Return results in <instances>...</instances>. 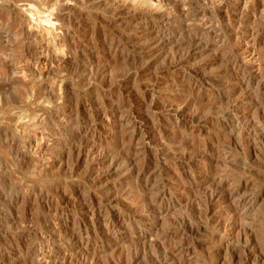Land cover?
I'll use <instances>...</instances> for the list:
<instances>
[{
  "label": "rangeland",
  "instance_id": "obj_1",
  "mask_svg": "<svg viewBox=\"0 0 264 264\" xmlns=\"http://www.w3.org/2000/svg\"><path fill=\"white\" fill-rule=\"evenodd\" d=\"M120 1L135 3L130 8L137 9L105 12L101 5L86 0H0V9H12L0 17V264H39V256L26 249L38 241L36 226L40 224H34L50 205L38 196L44 191L55 197L51 205L69 209L58 225L67 224L69 234L85 235L79 244L56 246L77 258L73 264L86 259L85 264H162L167 249L175 248L184 250L177 254L182 264H264V67L259 73L245 66L250 56L258 57L264 66V0H231L221 10L206 3L210 12L222 18L221 36L216 44L170 69L167 65L175 47L158 50L151 35H144L154 15L166 12V0ZM66 4L73 13L61 20L57 15ZM136 11L147 13L146 17L135 20ZM125 35L132 47L124 51L111 45V41L123 42ZM251 44H255L253 55L248 49ZM69 47L73 52L63 56ZM43 53L53 61L38 63ZM231 55L240 57L237 69L228 60ZM148 64L141 76L124 84L129 69ZM76 67L84 72L73 78L70 73ZM250 74L258 77L252 81ZM64 88L78 94L72 103L80 111L68 112L72 122L61 130L60 139L47 140L59 124L53 122L52 113L60 99L49 95H60ZM141 94L145 97L142 119L150 101L159 103L163 115L182 109L179 117L160 120L164 134L178 138L165 150L157 137L146 138L155 134V127L145 126L134 134L141 150L136 168H119L102 185L96 184L109 171V164L98 163L96 158L118 143L125 130L132 133V125L122 116ZM118 101L123 105L117 109ZM229 108L234 114L228 113ZM197 112L200 117L191 120ZM179 133L185 140L179 139ZM63 139L75 145L84 140L97 144L98 151L91 156L97 163L91 166L87 159L76 164L69 152L58 162L46 161L63 148ZM189 139L195 140L199 150H181ZM209 146L212 151L202 154ZM144 152L160 167L153 178L160 187L154 192H161V201L167 204L159 214H151L152 193L145 192L144 183L135 175L146 158ZM44 162L47 167L43 168ZM191 177L199 184L188 189ZM215 187L221 188L224 197L214 203L210 220L203 208L205 195ZM108 194L114 201L94 204L93 211H85L91 195ZM94 220L98 221L90 229L94 236L86 238ZM184 222L190 228L182 234L162 237L164 229ZM25 230L31 240L18 235Z\"/></svg>",
  "mask_w": 264,
  "mask_h": 264
},
{
  "label": "bare ground",
  "instance_id": "obj_2",
  "mask_svg": "<svg viewBox=\"0 0 264 264\" xmlns=\"http://www.w3.org/2000/svg\"><path fill=\"white\" fill-rule=\"evenodd\" d=\"M86 1H88V3L94 4V5H101L105 12H109L111 10H116L118 8H124V9L129 8V9H133V10L137 9V7L136 8H130L132 6L135 7L136 6L135 3H130V2L129 3H124V2L121 3L120 0H86ZM146 1H148V0H144L143 2H146ZM254 1L255 0H253V2ZM166 2L168 3V8H167L166 12H164L162 14H159V15L158 14L154 15L155 16L154 21H150L148 26H146L145 29H144L146 33L144 31L143 32H144V35L147 36V37H148V35L149 36L151 35V39L154 41L153 45H155L158 48V50L163 49V48H165L166 46H169V45L175 47L174 48L175 50H174L173 54L171 53L172 54L171 55V62L167 65V68L170 69V68H172V66L173 67L177 66V65L181 64L182 62L186 61L187 59H189L190 57L194 56L198 51L203 50V49H208L209 47H211L212 45L217 43L218 38L221 36L220 35L221 34L220 33L221 30H219L218 24L221 23V22H219V20H222V18L221 19L219 18L220 14L219 15H215V13L210 12L209 7H208V5L206 3L209 2L210 5L212 4L214 7L216 5L217 6L216 9L218 8V10H221L222 6L228 5V3L231 2V0H166ZM11 8H13V7H11ZM3 10H2V8L0 9V17H2L5 14H8L9 11H11L12 9L8 8V10L7 9H5V11H3ZM12 12H14V10ZM72 13H73V9L66 4V5H64L62 7V10L60 11L59 15H57V16L61 20H64V19L66 20V18H68V17H69V19L71 18ZM146 14L143 13V12H140V11L139 12L136 11L132 16L135 18V20H138V19H141L142 17H144V15L146 17ZM18 24H19V22H18ZM228 29L231 30L232 28L229 27ZM233 32L237 33L236 31H233ZM128 38H129V35H125L123 42L121 40L117 41V42H114V43H113V41H111L112 42L111 45L117 44L115 47L122 48L123 50H124V48L126 46L127 47H129V46L132 47V44L130 43V41L129 42L127 41ZM254 46H255V44H253V45L251 44V45H249V48H248L249 50H252V52L250 53L252 55L254 54L253 51L255 50ZM70 47H71V44H70ZM70 47H69V51H68V49L67 50L64 49L65 47L63 48L64 49L62 51L63 54H64L63 56H65V54L67 56L68 53L71 54L73 52V49H70ZM135 47H137V46H135ZM44 48H45V46H43V49ZM66 48H68V47H66ZM71 48H73V47H71ZM133 48H134V46H133ZM133 48H132V50H133ZM140 48H138V49H140ZM243 48H245V47H243ZM123 50H121V51L123 52ZM76 53H78V52L76 51ZM237 56H232V57L228 58V60L231 63V66L235 65L236 69H237V66L240 67L239 65L241 64L240 63L241 61L239 59L240 57H237ZM239 56H241V55L239 54ZM250 57H252V59H248V60L245 59L246 68H247V66H249L250 70L253 71V68H254L258 72L260 70H262L261 68H263L264 66L261 65L262 64L261 60L259 61L258 57H256V56H250ZM53 59L54 58H52L50 56V54H47V53L44 54L43 53L42 55H40V57H39L37 62L40 63V64H48L50 61H53ZM241 59H243V58H241ZM224 64L226 66L227 63H224ZM241 66H243V65H241ZM148 68H149V64L146 65V66H142L141 65V67H135L133 69H129L125 74L123 73L125 75L124 84H125V82L127 80H129L131 78H135L137 76H141L143 71L147 70ZM69 69H71V68H69ZM83 72L84 71H82L81 68L78 67L76 70L72 71L70 74L74 78L78 74L82 75ZM255 74H250V79L252 81H254L258 77V75H255ZM261 75H262L261 78L263 79L264 78V74L262 73ZM195 83H197V82H195ZM194 86H195V84H194ZM64 89H65L64 92L61 93L60 95H55V94L49 95L50 97H55L56 96L57 100L60 99L59 102L61 104L58 102L60 105L58 103L55 106L53 105L55 107V111L52 113V117H53V120H54L53 122H56V123L59 122V124L57 125L58 126L57 129L55 128L56 130L52 129L51 134H50V138L48 137L47 140H51L52 138L53 139L54 138L60 139L61 130L63 128H65L67 125H69V123L72 122L71 118L68 116V112L69 111L71 112L73 110H79L78 109V105H77V107H75V105L73 104L74 103L73 100H74V98H77L78 94H76L75 92L70 91V90H68L69 92H67L66 88H64ZM140 89L141 88H139V90ZM112 90H113V88H112ZM135 92H137V91H135ZM49 96H48V98H50ZM136 96H135L136 98L134 97L135 102L131 101L132 105H134L132 107L131 111H129L124 116H122V120L128 121V124L132 125V133H130L131 131L129 129L125 130L124 132H125L126 135H123L121 137L120 141L118 140L119 141L118 143L115 142V144H113L112 146H110V147L108 146V148L104 152L102 151L103 153L98 155L99 157L96 158L98 163H100V162L108 163L109 164V171H108V174L101 175L99 177L98 181L96 182V184H101L104 181H106V179L110 178L111 175L115 174L119 170V168H122V167L127 168V169L128 168L129 169L133 168V166L135 165L136 160H137L136 158H137L139 152L141 151V150L139 151L137 149V147H136V143H135V140H134V134H135V132H140V130L142 128H144L145 126H148V125L151 124V125H153L155 127V129H154V131H155L154 133L155 134L152 135V136L148 134L146 138L157 137L156 138L157 141L160 143V145H163L165 150L169 149V146L171 144H173V142L178 138L177 135L173 136L174 134L172 136L165 135L164 131H163L162 127H161L160 120L162 119V116H167L169 118L179 117L181 115L182 109L181 108H178V109H175V110L173 109L172 112H169L166 115H163L158 110L159 109V103L157 101H150L145 106V109L147 108L146 115H145L146 117L144 119H142L143 115L141 116V113L143 112V107L145 105V100H144L145 97H144L143 94H141L140 96H138V95H136ZM56 99H55V101H57ZM53 101H54V99H53ZM72 101H73V103H72ZM68 102H69V104H68ZM122 105H123V102L122 101H118L116 103L117 109L120 108ZM80 109H82V108H80ZM232 110H234V109H230V111L229 112L227 111V112L228 113H231V112L233 113ZM79 111H78L77 114H79ZM48 112H50V111H48ZM42 114L44 115L46 113L44 112ZM199 115H200V112H197L194 115L192 114L191 120H195ZM225 115H226V113H225ZM111 116H112V114L109 113L108 117H111ZM229 116H226V117H229ZM50 119H51V117H50ZM138 119H142L141 122H138ZM259 122L261 123V121H259ZM262 122H263V120H262ZM251 128H253V127H251ZM257 130L259 131V129H257ZM175 134H176V132H175ZM47 135L49 136V134H47ZM178 135H179V139L180 140H185V138L182 135H180V133ZM127 136H129V137L127 138ZM250 136H251V134H250ZM252 136H254V135H252ZM41 139H46V138H45V136L44 137L42 136ZM128 139H129V141H128ZM44 141H46V140H44ZM178 141H176V142H178ZM194 141L195 140H193V139L192 140L189 139L188 141H185L186 142V146L182 147L183 149H181V150H186V149L189 148L188 150L190 151L191 147H193V150H194V148L196 149V147H195L196 143ZM227 141L230 142V140H227ZM62 142H63V145H60V147L63 146V148H61V149L59 148L60 150L57 149L59 151L56 152V154L54 153L52 156L51 155L49 157L47 156L46 157V161H48V158H50L49 160L51 162H55V161L58 162L59 160L63 159L67 155L66 154L67 152H69L70 155L71 154L73 156L75 155L76 164H80L81 161H83V160L86 161L87 159H89V162H90L91 166L96 162L94 158H91V156L94 155L95 153H97V151H98L97 150V146H96L97 144L93 143L92 141L84 140L83 142H80V144H78V145L73 144L75 142H73L71 140L68 141L67 139H63ZM221 145H222V143H221ZM225 145L223 143V146H225ZM36 146L38 148H40L42 151L44 150L43 147H42L43 144H41V146L40 145L38 146V143H37ZM209 147H207L205 149L201 148V149H204L203 153L202 152L201 153L205 154L204 152L207 153L208 151H212V146L210 148ZM198 148H200V147H197L196 150H199ZM230 148H231V146L228 149H230ZM68 149H69V151H67ZM215 150H216V147H215ZM221 150L222 149H220V151ZM200 151H202V150H200ZM213 151H214V149H213ZM217 151H219V150H217ZM217 153H216V155H217ZM50 154H52V153H50ZM145 155H146V158L144 157L145 160H144V162H142V164L139 167V169L137 168L138 170L135 172V175L137 174L136 176H137L138 180L141 183H144L145 192L147 191L149 193H152V197H150L149 202H148L149 205H150V208H151V211H150L151 214H159L165 209V205L167 204L166 201H161V198H162V197L160 198L161 192H159V191L157 193L154 192V191L157 190L159 185L154 183L155 179L153 180V178H155L154 176H156L155 174L158 172L160 167L156 168V165L154 166L152 164V159L150 157H148L149 156L148 153H145ZM50 161H48V162H50ZM45 162L41 165L43 168L47 164V162H46V164H45ZM134 168H136V167L134 166ZM158 173H160V172H158ZM206 174H208V173H206ZM208 175L210 176V174H208ZM198 184H199V181L197 180V178L191 177L187 181V185H188L187 188L189 189V187H194V186H197ZM182 186H184V184L181 185V187ZM185 187H182V188L184 189ZM154 189H156V190H154ZM160 191H162V190L160 189ZM40 193L41 194L38 195L39 198H42V199L46 200V202H48L50 205H46L47 209L44 210L43 212H41L40 215H38L39 218H37V220L35 221L36 224H34V225L40 224L39 227L36 226V228H39V232H38L39 239H38V241L36 243H33V244H31V243L34 240L29 241V242H31L30 243L31 245L26 250L27 251L28 250L31 251V253L34 251L35 254L37 256H39V261H38L39 264H73L75 259L77 260V258L75 256H73V255H70L67 252V250H64L63 252H60L56 248V246L57 245H60V246H67L68 245L69 246V244L70 245L71 244H73V245L79 244L85 239V235H83L82 233L80 235H76L75 233H70L69 234V227H68L67 224L64 225V226L58 225L61 215L64 212L69 211V209H67L65 207H62V206H55L54 204L51 205V203H53L55 201V197L51 196L50 194H47V192H45V191H44V193L43 192H40ZM229 194H231V192ZM222 197H224V196L222 195V190H221L220 187H215L211 192H209V193H207L205 195V202L206 203H205V207L203 208V211H204V214L207 216L206 217L207 219H208V217L210 218V220L212 218L214 219V217L211 214V212L213 210V207H214V203L216 201L220 200ZM39 200H41V199H39ZM112 200H113L112 199V195H109V194L105 195L104 197H101V198L100 197L98 198L97 195L96 196L95 195H91L85 201L84 209L87 212L93 211L92 208H93L94 204L104 205L105 203L108 204ZM243 203H246V201L243 202ZM203 211H202V213H203ZM95 214L97 215V217H99V213L98 212L95 213ZM97 223H98V221L94 220L92 223H90L89 226L87 225L88 227L86 229L87 230L86 238H91L92 236H94V231H92L90 229L93 228V227L95 228V226H97L96 225ZM174 223H176V222H174ZM23 224H24V227H25V223L24 222H23ZM178 224H180V223L178 222ZM29 225H31V224L29 223ZM169 225H170V223H169ZM171 225H172V223H171ZM22 227L23 226H21V228ZM174 227H176V226H174V224H173V226H170L169 228L164 229L166 231L162 232L163 233L162 237L163 238H171V237H174L176 235L182 234L183 230L185 231L186 229L190 228L189 223L188 224L185 223V224H182L180 226L178 225L175 229H173ZM18 228H20V227H18ZM18 235L23 237V239L26 238L27 240L30 239L29 237L31 236V234H28L26 230L25 231H21ZM95 236H96V233H95ZM35 240H37V238ZM163 251H165V250H163ZM182 251H184V250H180V249H176V248L175 249H167V252H166L165 256L163 257L161 263L162 264H182L181 257L177 255L179 252L181 253ZM33 256H34V254H33ZM86 261H87V259H86ZM86 261H84V263H82V264H85Z\"/></svg>",
  "mask_w": 264,
  "mask_h": 264
}]
</instances>
